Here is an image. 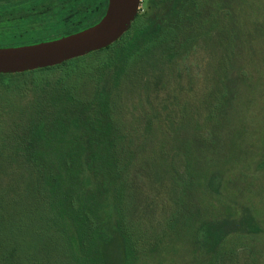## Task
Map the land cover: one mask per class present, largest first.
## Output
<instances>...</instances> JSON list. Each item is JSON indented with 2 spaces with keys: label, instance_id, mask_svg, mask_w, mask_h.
<instances>
[{
  "label": "trees",
  "instance_id": "1",
  "mask_svg": "<svg viewBox=\"0 0 264 264\" xmlns=\"http://www.w3.org/2000/svg\"><path fill=\"white\" fill-rule=\"evenodd\" d=\"M240 1L148 0L113 46L0 75V264H163L192 248L190 264H264V176L251 168L259 140L247 120L257 81L237 61ZM107 7L2 0L0 48L80 32ZM202 46L220 53L216 83L201 123L176 132L169 150L160 138L169 123L157 117L166 105L139 109L125 98L150 70L162 82ZM24 93L33 96L25 110L10 104L2 114Z\"/></svg>",
  "mask_w": 264,
  "mask_h": 264
},
{
  "label": "rangeland",
  "instance_id": "2",
  "mask_svg": "<svg viewBox=\"0 0 264 264\" xmlns=\"http://www.w3.org/2000/svg\"><path fill=\"white\" fill-rule=\"evenodd\" d=\"M4 1L8 2L9 0ZM210 1L218 2L223 8L226 0ZM211 2L208 0L210 5L212 4ZM240 2L242 4L238 9L240 12L238 22L242 25L244 31L243 39L246 43L244 50L239 51L237 61L241 68L247 69L248 73L253 75L252 82L255 83L257 81L255 90L247 92L251 100L247 120L255 129V139L259 140V148L255 149L256 156L251 168L264 176V171H260L261 168L259 166L260 161L264 160V0H241ZM147 3L148 0H141L139 13L143 14L147 10ZM235 3H230L232 8L236 7ZM163 11L166 13V10ZM32 38L34 36H30L27 40ZM210 48L212 47L202 46L196 52H191L185 63L182 64L183 66L179 68V72L166 69L164 71V81L162 82L156 79L154 72L150 70L149 75L146 76L148 83L142 87L140 86L138 93H128L125 98V102L129 106L137 104L139 109L146 106L148 102L153 103L155 106L158 103L166 105V109L162 110L157 117L169 123L166 131L161 132L160 137L168 142L169 150L177 148V143L173 140L176 132L181 134L188 132L191 134L195 131V125L203 120L202 113L209 101L207 100L209 97L206 99L205 91L207 85L212 90L215 86L216 82L211 77L213 76L215 60L220 55V53L212 52ZM181 74H183V79L180 77ZM207 79L208 81L211 79V82H206ZM147 92L150 93L151 100H148ZM32 99L31 93H24L9 98L5 102V104H8L9 109L7 110V106L2 114H7L13 110L12 106H18L25 110ZM141 101L144 102L140 103ZM175 119L177 120V125L173 123ZM6 121L10 122L11 119L6 118ZM146 191L150 192V189H146ZM212 193L215 197L217 196L215 191H212ZM241 210L243 212L247 211L244 204ZM195 255L193 248L184 250L176 256H168L166 261H163V264H190L193 262ZM158 263L159 261L156 260L151 264Z\"/></svg>",
  "mask_w": 264,
  "mask_h": 264
},
{
  "label": "water",
  "instance_id": "3",
  "mask_svg": "<svg viewBox=\"0 0 264 264\" xmlns=\"http://www.w3.org/2000/svg\"><path fill=\"white\" fill-rule=\"evenodd\" d=\"M141 0H108L94 26L59 39L0 48V75H15L63 65L120 41L138 18Z\"/></svg>",
  "mask_w": 264,
  "mask_h": 264
}]
</instances>
